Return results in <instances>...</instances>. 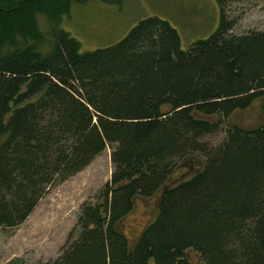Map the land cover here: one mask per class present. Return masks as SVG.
Segmentation results:
<instances>
[{
    "label": "trees",
    "instance_id": "obj_1",
    "mask_svg": "<svg viewBox=\"0 0 264 264\" xmlns=\"http://www.w3.org/2000/svg\"><path fill=\"white\" fill-rule=\"evenodd\" d=\"M88 1L0 0V231L109 149L110 181L49 264H190L189 252L202 264H264V31L231 34L221 10L216 30L183 49L152 16L82 51L58 24ZM255 103L260 125L227 123ZM221 127L210 148L203 138ZM194 156L202 168L170 185ZM155 196L130 242L123 221Z\"/></svg>",
    "mask_w": 264,
    "mask_h": 264
},
{
    "label": "rangeland",
    "instance_id": "obj_2",
    "mask_svg": "<svg viewBox=\"0 0 264 264\" xmlns=\"http://www.w3.org/2000/svg\"><path fill=\"white\" fill-rule=\"evenodd\" d=\"M124 0L118 6L89 0L71 7L64 15L59 29L78 40L82 51L109 47L120 41L138 21L147 17L166 20L178 33L186 49L193 41L207 38L221 19V10L232 22L231 34L264 31V0ZM41 28L46 23L39 18ZM227 123L252 129L262 123L259 103L232 116ZM225 127L206 135L203 142L217 147L224 139ZM202 156L179 161L170 185L190 177L202 167ZM112 165L110 150L106 149L83 171L64 183L49 189L27 219L12 230L0 231V264H49L60 250L76 224L80 207L93 203L99 190L110 181ZM156 196L135 201L132 213L121 228L133 241L138 232L154 218ZM73 232V237H76ZM190 264H202L194 253H188Z\"/></svg>",
    "mask_w": 264,
    "mask_h": 264
},
{
    "label": "water",
    "instance_id": "obj_3",
    "mask_svg": "<svg viewBox=\"0 0 264 264\" xmlns=\"http://www.w3.org/2000/svg\"><path fill=\"white\" fill-rule=\"evenodd\" d=\"M237 113H240V112H236L233 116H235ZM197 117H199V118H202V117H200V116H197ZM193 158V157H192ZM192 158H189L188 160H192ZM202 168V167H201ZM158 201V196H156V202ZM156 205H157V203H156Z\"/></svg>",
    "mask_w": 264,
    "mask_h": 264
},
{
    "label": "bare ground",
    "instance_id": "obj_4",
    "mask_svg": "<svg viewBox=\"0 0 264 264\" xmlns=\"http://www.w3.org/2000/svg\"><path fill=\"white\" fill-rule=\"evenodd\" d=\"M80 2V1H79ZM186 263V262H185Z\"/></svg>",
    "mask_w": 264,
    "mask_h": 264
}]
</instances>
